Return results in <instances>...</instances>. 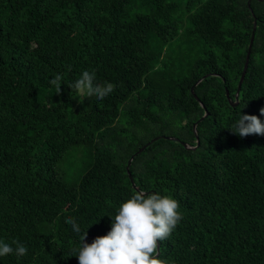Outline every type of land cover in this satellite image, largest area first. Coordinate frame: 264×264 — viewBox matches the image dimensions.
<instances>
[{
  "label": "trees",
  "instance_id": "1",
  "mask_svg": "<svg viewBox=\"0 0 264 264\" xmlns=\"http://www.w3.org/2000/svg\"><path fill=\"white\" fill-rule=\"evenodd\" d=\"M247 2L0 0V239L28 248L0 264H78L83 230L106 234L138 189L179 202L165 264H264V135L228 129L264 107V0ZM84 69L114 90L81 96ZM76 148L70 184L58 165Z\"/></svg>",
  "mask_w": 264,
  "mask_h": 264
},
{
  "label": "clouds",
  "instance_id": "2",
  "mask_svg": "<svg viewBox=\"0 0 264 264\" xmlns=\"http://www.w3.org/2000/svg\"><path fill=\"white\" fill-rule=\"evenodd\" d=\"M49 84L58 92L61 76L56 75ZM69 85L81 96H94L97 100L104 99L114 90L113 83L96 80L94 69H84ZM242 108L228 129L240 137L264 135V107L260 108L259 116L243 113ZM178 209L179 202L174 197L138 189L120 203L114 215H109L111 226L106 234L95 236L89 243L84 239L86 229L83 230L73 256L78 258V264H165L155 254L157 240L168 238L181 221L182 214ZM66 219L73 232L81 233L75 218ZM27 252L28 248L19 241L10 244L0 239V258L7 255L20 258Z\"/></svg>",
  "mask_w": 264,
  "mask_h": 264
},
{
  "label": "rangeland",
  "instance_id": "3",
  "mask_svg": "<svg viewBox=\"0 0 264 264\" xmlns=\"http://www.w3.org/2000/svg\"><path fill=\"white\" fill-rule=\"evenodd\" d=\"M86 162V150L79 148L70 149L60 161L58 168L68 183L76 184Z\"/></svg>",
  "mask_w": 264,
  "mask_h": 264
},
{
  "label": "water",
  "instance_id": "4",
  "mask_svg": "<svg viewBox=\"0 0 264 264\" xmlns=\"http://www.w3.org/2000/svg\"><path fill=\"white\" fill-rule=\"evenodd\" d=\"M249 1H250V0H248V2H247L248 4H249ZM255 24H256V23H255V20H254V23H253V29L255 28ZM253 37H254V34L252 33V34H251V37H250V43H249V46H248V51H247L246 56H245L244 66H243V69H242V72H241L240 78H239V80H238V84H237V88H236V92H235V100H234V102L231 101V100L229 99V97H228V100H229L230 104L233 105V106L237 104V101H238V94H239V91H240V88H241V85H242V82H243V79H244V76H245V73H246V70H247L248 59H249V54H250L251 44H252V42H253ZM207 75H208V74L204 75L201 79H199V80L195 83V85H196L197 83H199L203 78L207 77ZM227 96H228V95H227ZM205 114H206V113H205ZM200 119H202V118H200ZM195 126H196V123L193 125L194 130H195ZM158 138L172 139L170 136H165V135L156 136V137L152 138L150 141H148V142H147L144 146H142L140 149H138L137 152H135V154L141 152V151H142L147 145H149L151 142L155 141V140L158 139ZM197 143H198V140H197ZM186 146H187V145H186ZM132 157H133V156H131V157L129 158L128 162H127V165H126V169H127V170H128V168H129V165H130V162H131V160H132ZM128 176H129V179H130L132 185H133L134 187H136L135 184H134V182H133V179H132V177H131V174L129 173V171H128ZM157 247H158V246H157Z\"/></svg>",
  "mask_w": 264,
  "mask_h": 264
}]
</instances>
